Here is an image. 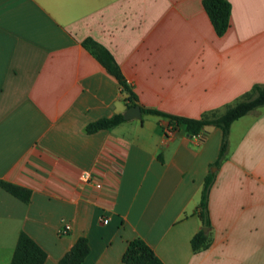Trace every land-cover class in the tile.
<instances>
[{"label":"crops","instance_id":"0c3cea01","mask_svg":"<svg viewBox=\"0 0 264 264\" xmlns=\"http://www.w3.org/2000/svg\"><path fill=\"white\" fill-rule=\"evenodd\" d=\"M228 1L216 35L201 0H0V179L29 190L22 201L0 187V264L20 230L44 249L42 264H58L78 236L80 264H126L134 237L164 264H264V105L231 122L217 166L213 125L165 136L166 118L141 112L85 130L128 107L85 37L111 52L139 106L166 113L198 117L264 82V0ZM208 170L211 242L193 251Z\"/></svg>","mask_w":264,"mask_h":264},{"label":"trees","instance_id":"16d2710c","mask_svg":"<svg viewBox=\"0 0 264 264\" xmlns=\"http://www.w3.org/2000/svg\"><path fill=\"white\" fill-rule=\"evenodd\" d=\"M201 3L215 34L221 35L229 24V1L201 0ZM82 44L116 78L121 90L126 93V106L137 104V97L124 79L111 52L90 37H85L82 40ZM262 105H264V82L253 83L249 90L244 92L233 103L227 104L219 113L209 111L201 114L199 117H189L166 113L150 106L139 107L143 114L165 117L167 122L174 126L182 125L188 134H195L206 125L218 127L220 129V143L216 158L212 162L213 166H217L227 154L228 132L231 122ZM124 120L125 118L121 112L109 116H101L86 123L85 130L92 132L101 128H109ZM213 179L214 171L208 170L202 181L196 210L201 226H206L207 228H210L207 208L208 190ZM0 187L22 201L28 200L29 190L23 186L0 179ZM210 242L211 236L209 229L203 230L201 227L189 239L190 247L193 251L206 248ZM87 252L88 245L86 238L84 236H78L69 249L58 259V264H80ZM45 255L44 249L25 231L20 230L8 264H42ZM121 260L126 264H164L141 237H134L127 242L121 254Z\"/></svg>","mask_w":264,"mask_h":264},{"label":"built area","instance_id":"2783aa9c","mask_svg":"<svg viewBox=\"0 0 264 264\" xmlns=\"http://www.w3.org/2000/svg\"><path fill=\"white\" fill-rule=\"evenodd\" d=\"M175 128H176V126L167 122L162 127L163 134L165 136H170L174 132ZM78 178H79V180H81L83 182L91 181V173L88 170H81L80 173L78 174ZM93 185L98 187L100 185V183L99 182H93ZM105 220L106 219H103V221H105ZM68 228H69V225L65 223L60 228L59 232L65 233L68 230Z\"/></svg>","mask_w":264,"mask_h":264},{"label":"water","instance_id":"95a60500","mask_svg":"<svg viewBox=\"0 0 264 264\" xmlns=\"http://www.w3.org/2000/svg\"><path fill=\"white\" fill-rule=\"evenodd\" d=\"M122 115L124 118H131V117H137L139 118L141 116L140 107L138 104L130 105L128 106L123 112ZM203 230H206V226L201 227Z\"/></svg>","mask_w":264,"mask_h":264},{"label":"rangeland","instance_id":"374dc122","mask_svg":"<svg viewBox=\"0 0 264 264\" xmlns=\"http://www.w3.org/2000/svg\"><path fill=\"white\" fill-rule=\"evenodd\" d=\"M249 89H250V88H249ZM249 89H248V90H249ZM242 94H243V93H240L239 95H237L236 97H234V99H233L232 101H229V102L223 103L222 105H219L218 107L212 109L211 112H214V113H219V112H221V111L225 108V106H226L227 104H231V103H233V102H234L236 99H238ZM205 112H209V111H202V112H200L199 116H200L201 114L205 113ZM199 116H198V117H199Z\"/></svg>","mask_w":264,"mask_h":264}]
</instances>
